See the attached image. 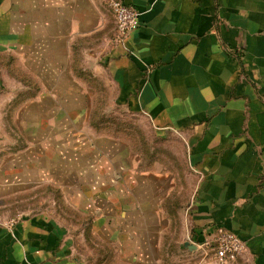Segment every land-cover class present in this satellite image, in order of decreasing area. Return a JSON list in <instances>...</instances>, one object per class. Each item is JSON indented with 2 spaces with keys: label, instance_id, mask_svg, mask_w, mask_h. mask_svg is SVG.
Segmentation results:
<instances>
[{
  "label": "crops",
  "instance_id": "1",
  "mask_svg": "<svg viewBox=\"0 0 264 264\" xmlns=\"http://www.w3.org/2000/svg\"><path fill=\"white\" fill-rule=\"evenodd\" d=\"M122 1L124 39L104 0H0V264H216L218 228L264 264V0Z\"/></svg>",
  "mask_w": 264,
  "mask_h": 264
},
{
  "label": "rangeland",
  "instance_id": "2",
  "mask_svg": "<svg viewBox=\"0 0 264 264\" xmlns=\"http://www.w3.org/2000/svg\"><path fill=\"white\" fill-rule=\"evenodd\" d=\"M99 118L100 121H102L103 123L106 122L105 125L108 123V121H110V123H113L112 121H114L116 123L117 136L118 135L122 136V133L126 132L127 135L131 136L135 140L134 142L137 145L134 144V146L137 147L136 148L137 150H140V147L141 149L145 147V149L149 150V152L151 151L155 153L164 152V155L172 151H174L175 153L181 152L179 150L180 146L178 144H174L175 141L170 140L169 143L161 142V140L151 129H149L147 126L144 127V124L140 121L139 118L118 111L115 114L100 113ZM49 198L53 199L56 202L57 213H62V212L65 213L67 211L66 209L60 208L59 202L61 199L52 190H48V191L42 190L41 192L36 193L35 200L37 207L35 208V211L39 210L38 204L40 202H42L44 199H49ZM22 211H27V210L21 209V212ZM69 213L70 212L67 213V216L74 217V215ZM89 244H91V241H89ZM93 248H94L93 249L94 257L90 259L88 258V261L90 262L95 261V264H96V260H99L97 261V264H121V262H119V260L116 259L115 257L110 255L108 256V254L111 252L108 248L103 247L101 244L100 245L97 244Z\"/></svg>",
  "mask_w": 264,
  "mask_h": 264
},
{
  "label": "built area",
  "instance_id": "3",
  "mask_svg": "<svg viewBox=\"0 0 264 264\" xmlns=\"http://www.w3.org/2000/svg\"><path fill=\"white\" fill-rule=\"evenodd\" d=\"M112 11L121 39L129 36L139 25V13L122 0H104ZM201 261L212 260L216 264H235L245 253L246 244L234 233L218 228L214 236L197 244Z\"/></svg>",
  "mask_w": 264,
  "mask_h": 264
},
{
  "label": "water",
  "instance_id": "4",
  "mask_svg": "<svg viewBox=\"0 0 264 264\" xmlns=\"http://www.w3.org/2000/svg\"><path fill=\"white\" fill-rule=\"evenodd\" d=\"M185 245H186V247H188L190 250L196 249V247H195V246H192V244H190L189 242H187Z\"/></svg>",
  "mask_w": 264,
  "mask_h": 264
},
{
  "label": "trees",
  "instance_id": "5",
  "mask_svg": "<svg viewBox=\"0 0 264 264\" xmlns=\"http://www.w3.org/2000/svg\"><path fill=\"white\" fill-rule=\"evenodd\" d=\"M137 145V144H136ZM135 148H137V147H135Z\"/></svg>",
  "mask_w": 264,
  "mask_h": 264
}]
</instances>
